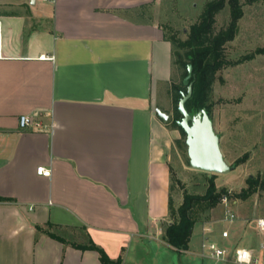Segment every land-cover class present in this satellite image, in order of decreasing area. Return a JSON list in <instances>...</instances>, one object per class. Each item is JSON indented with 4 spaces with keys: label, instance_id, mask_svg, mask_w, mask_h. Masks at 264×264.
Here are the masks:
<instances>
[{
    "label": "crops",
    "instance_id": "1",
    "mask_svg": "<svg viewBox=\"0 0 264 264\" xmlns=\"http://www.w3.org/2000/svg\"><path fill=\"white\" fill-rule=\"evenodd\" d=\"M158 1H3L0 264L175 251L164 231L179 136L156 113L173 45L151 18ZM22 114L43 125L22 128Z\"/></svg>",
    "mask_w": 264,
    "mask_h": 264
},
{
    "label": "rangeland",
    "instance_id": "2",
    "mask_svg": "<svg viewBox=\"0 0 264 264\" xmlns=\"http://www.w3.org/2000/svg\"><path fill=\"white\" fill-rule=\"evenodd\" d=\"M3 1L0 0V9ZM212 0H159L151 18L163 26L168 38L178 40L187 37L193 23L199 22L208 2ZM243 15L238 21L235 38L225 45L224 56L227 64L215 75L210 93L212 111L210 117L214 129L220 137V147L226 161L233 165L237 160L245 159L228 173L216 174L218 190H224L232 202V208L238 219L233 223L223 221L224 208L220 199L217 207L209 212L204 208L195 209L198 222L194 227L190 248L180 254L169 248L162 249L156 255V262L150 264H235L209 256L202 257V243L209 237L221 245L230 247H257L262 236L255 227L254 219L264 216V188L259 187L248 197L238 196L248 187V177L264 176V53H258L264 47V0H240ZM231 20V11L227 5L216 16L214 30L226 29ZM177 46L173 47V72L164 94L160 95L157 107L165 112L178 115L179 100L173 86L186 87L182 82L188 74L182 66ZM182 90V88H181ZM251 115L248 117L247 115ZM257 119H254V115ZM177 129L179 138L174 140L171 151L172 207L177 209L182 203L185 192L204 194L211 173L190 166L187 152L186 135ZM212 228L205 232V228ZM223 229L230 233L228 239L221 236ZM207 252V250H205ZM149 264V263H147Z\"/></svg>",
    "mask_w": 264,
    "mask_h": 264
},
{
    "label": "trees",
    "instance_id": "3",
    "mask_svg": "<svg viewBox=\"0 0 264 264\" xmlns=\"http://www.w3.org/2000/svg\"><path fill=\"white\" fill-rule=\"evenodd\" d=\"M227 5H229L231 11L230 23L226 29L216 32L214 30L216 16ZM242 15L243 11L240 0H212L206 4L199 22L191 25L186 38L178 40L175 36L170 38L167 36L173 47L175 45L182 51V53L178 52V56L182 66L187 69V72L188 65L191 64L193 66V74L190 78L193 92L185 104L189 113L195 114L200 109L205 108L210 115L213 107L210 101V93L215 81V75L227 64V59L224 56L225 45L235 38L238 30V21ZM257 52L264 53V47L259 48ZM182 84L185 85L183 82ZM173 89L176 92L177 100H180L182 97V92H187V88L185 87L173 86ZM177 111L178 115L182 117L178 108ZM178 117H174V120L168 126L173 124L186 135L184 129L177 124ZM244 161V158L237 160L233 166L236 168ZM215 178L216 174L208 178L209 185L204 194L185 192L183 201L177 209L172 207V201L170 199V221L165 224L164 239L180 254L190 248L194 227L198 222L195 209L201 207L209 212L220 203L224 190H218ZM247 182L248 187L243 189L238 196L246 198L256 192L259 187L264 188V176H249ZM0 200L2 201L4 199L0 197ZM95 248L100 252V258L103 264L122 263V257H119L117 260H111L102 249Z\"/></svg>",
    "mask_w": 264,
    "mask_h": 264
},
{
    "label": "water",
    "instance_id": "4",
    "mask_svg": "<svg viewBox=\"0 0 264 264\" xmlns=\"http://www.w3.org/2000/svg\"><path fill=\"white\" fill-rule=\"evenodd\" d=\"M193 74V66L188 65V74L183 80L187 86V92H182L179 100L178 109L182 118L177 120L186 133L187 152L190 166L197 170H202L213 174H224L230 172L235 167L230 165L221 150L220 137L214 129V123L205 108L200 109L195 114L189 113L186 109V101L191 97L193 92L190 78ZM156 113L166 123L169 124L174 120L171 113L165 112L162 108L157 107Z\"/></svg>",
    "mask_w": 264,
    "mask_h": 264
},
{
    "label": "built area",
    "instance_id": "5",
    "mask_svg": "<svg viewBox=\"0 0 264 264\" xmlns=\"http://www.w3.org/2000/svg\"><path fill=\"white\" fill-rule=\"evenodd\" d=\"M3 56V39H2V23L0 21V58ZM19 123L22 128L43 124L37 121L34 116L30 114H22L19 117ZM38 173L44 176L51 175V169L45 166L38 168ZM221 204L224 208L223 221L233 224L237 219L238 215L232 208V202L229 200L227 194L221 197ZM255 227L258 233L262 236L263 240L258 247L252 246H238L234 247L223 246L214 240H210L206 237V240L202 243L203 251L200 253L202 257H211L218 260H224L226 262H232L235 264H264V216H258L254 219ZM212 228L206 227L205 232H211ZM221 236L224 239H228L230 233L227 229H223ZM207 250V252H205ZM247 254V255H245Z\"/></svg>",
    "mask_w": 264,
    "mask_h": 264
},
{
    "label": "clouds",
    "instance_id": "6",
    "mask_svg": "<svg viewBox=\"0 0 264 264\" xmlns=\"http://www.w3.org/2000/svg\"><path fill=\"white\" fill-rule=\"evenodd\" d=\"M245 255H247V254H245Z\"/></svg>",
    "mask_w": 264,
    "mask_h": 264
}]
</instances>
